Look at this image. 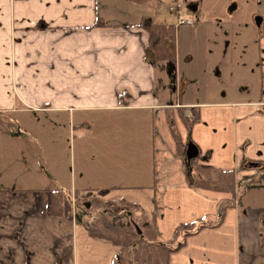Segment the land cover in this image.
I'll return each instance as SVG.
<instances>
[{
	"label": "crops",
	"instance_id": "obj_1",
	"mask_svg": "<svg viewBox=\"0 0 264 264\" xmlns=\"http://www.w3.org/2000/svg\"><path fill=\"white\" fill-rule=\"evenodd\" d=\"M99 2L0 0V264H139L50 211L54 191L131 206L179 243L159 264H264V30L252 57L250 37L193 27L180 52L174 25L155 61L148 19ZM192 161L232 171L234 194L191 186Z\"/></svg>",
	"mask_w": 264,
	"mask_h": 264
},
{
	"label": "trees",
	"instance_id": "obj_2",
	"mask_svg": "<svg viewBox=\"0 0 264 264\" xmlns=\"http://www.w3.org/2000/svg\"><path fill=\"white\" fill-rule=\"evenodd\" d=\"M136 3H144L146 0H131ZM144 28L147 31L146 46L154 54L155 61H173V52L167 47V42L172 43L174 40V25L165 24L162 22L148 21L144 23ZM182 121L186 126L192 123L195 117H187L181 115ZM171 133L176 138V133L171 129ZM190 180L189 184L195 188L209 189L215 191H222L234 194L235 182L233 172L230 170H214L205 165H198L194 161L190 163ZM198 174V175H195ZM50 199V211L58 214H66L71 209V203L68 197L62 196L59 191L52 192ZM77 194V193H76ZM85 196V195H84ZM84 196H79L81 201H85ZM89 200V199H88ZM226 204L220 206V211L223 210ZM108 201H102L101 199L92 198L89 200V205H83V209L89 211H99L94 215L91 220H82V224L85 227L87 233L90 236L102 237L110 240L114 245L118 247L117 256L119 259H123L128 253V248L135 246L132 252L133 260L141 262V258L154 264L164 262L167 255L175 249L179 243L173 244V239L170 243H159L154 240V227L153 225H143V231L136 226L133 221H129L128 225H118L112 220L107 219L106 213L111 215H123L124 209H118L112 211L107 209ZM105 209V210H104ZM103 210V211H102ZM105 211V212H104ZM200 225L193 227L197 229L201 226H210L211 224L200 222ZM137 227V228H136ZM192 225L182 224L176 227L174 235L178 232L192 233L194 230ZM136 229L140 230L139 232Z\"/></svg>",
	"mask_w": 264,
	"mask_h": 264
},
{
	"label": "rangeland",
	"instance_id": "obj_3",
	"mask_svg": "<svg viewBox=\"0 0 264 264\" xmlns=\"http://www.w3.org/2000/svg\"><path fill=\"white\" fill-rule=\"evenodd\" d=\"M101 2V0H98V2ZM99 2V3H100ZM130 2L128 0H117L116 5L124 7L127 9L128 6H131L129 4ZM175 3H181L184 7L188 4H198V11L193 13L189 11L187 14H189L190 19L192 20L191 25H176V17L177 14L170 12L169 6L173 5ZM132 11L134 13H140L142 16L148 21H156V22H162L165 24H173L175 25L177 39L179 41V49L180 52L184 49L186 45L187 36L191 31H196L195 34L198 32H205L209 35L210 31L211 33H216L218 35L223 34H229L233 30L235 34H240L241 36L250 37V40L252 43H246L243 44L242 49L246 52L247 47H249L248 53L254 56V48L256 45V41L253 39H256L258 34L263 32L264 26L260 23V28L255 26L254 19L255 17L259 16L261 20L264 21V0H146L144 3H132ZM230 6L233 8L230 9ZM129 12L130 10H126ZM195 25V27H194ZM197 25V26H196ZM188 33L189 29H191ZM205 29V30H203ZM250 45V46H249ZM237 48H233L232 52H237ZM235 55V54H234ZM238 55V54H237ZM195 62V61H194ZM182 69L185 70V66L181 65ZM196 66H194L195 70ZM202 83H205L203 80V77L197 79H191L189 80V83L186 85V95L189 94V90L192 88L194 89L196 86L202 85ZM196 85V86H194ZM198 96V94L196 95ZM85 195V196H84ZM82 194L86 199L85 201H81L79 196H72V202L74 204L71 206L74 208L75 213L81 215L87 214L88 219L86 218V221H89L92 219V217L96 214L101 212V210L97 211H89L88 209L84 210L82 207L83 205H89V200L92 198L100 199L98 196H90L87 194ZM89 199V200H88ZM70 202V203H72ZM107 209L116 211L118 209H124L125 213L123 215H111L107 212H105L107 219L112 220L118 225H128L129 221H132L131 218V211L133 210L131 206L124 205L122 203H114L108 201V207ZM105 210V209H104ZM103 211V210H102ZM91 215V217H89ZM142 220H135V225L139 226V228L143 231V225ZM140 231V230H139ZM130 249V248H128ZM133 250V248H131ZM130 249V250H131ZM135 249V246H134ZM132 257V255H131ZM141 262H135L139 264H150L151 260L146 261L141 258Z\"/></svg>",
	"mask_w": 264,
	"mask_h": 264
},
{
	"label": "built area",
	"instance_id": "obj_4",
	"mask_svg": "<svg viewBox=\"0 0 264 264\" xmlns=\"http://www.w3.org/2000/svg\"><path fill=\"white\" fill-rule=\"evenodd\" d=\"M170 12L176 13V24L177 25H189L192 23L189 15L186 13L181 3H175L169 6Z\"/></svg>",
	"mask_w": 264,
	"mask_h": 264
},
{
	"label": "water",
	"instance_id": "obj_5",
	"mask_svg": "<svg viewBox=\"0 0 264 264\" xmlns=\"http://www.w3.org/2000/svg\"><path fill=\"white\" fill-rule=\"evenodd\" d=\"M196 7H197L196 4H190V5H188V9L190 11H192V12L196 10ZM230 8H232V6H230ZM260 20H261V18L259 16L255 17L254 22H255V25L256 26L259 25ZM196 155H197V151H196L195 146L192 143H187L186 144V147H185V150H184V156H185V159H186L187 164H189L190 160L192 158H195ZM136 231L139 232L138 229H136Z\"/></svg>",
	"mask_w": 264,
	"mask_h": 264
},
{
	"label": "flooded vegetation",
	"instance_id": "obj_6",
	"mask_svg": "<svg viewBox=\"0 0 264 264\" xmlns=\"http://www.w3.org/2000/svg\"><path fill=\"white\" fill-rule=\"evenodd\" d=\"M191 4H192V3H191ZM188 5H190V4H188ZM188 5L185 6V7L183 6L185 10H188ZM196 5H198V4H196Z\"/></svg>",
	"mask_w": 264,
	"mask_h": 264
}]
</instances>
